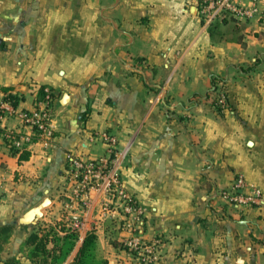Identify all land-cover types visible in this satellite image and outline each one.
<instances>
[{
	"label": "crops",
	"instance_id": "1",
	"mask_svg": "<svg viewBox=\"0 0 264 264\" xmlns=\"http://www.w3.org/2000/svg\"><path fill=\"white\" fill-rule=\"evenodd\" d=\"M200 1L0 0V98L22 97L0 117V224H14L6 247L38 223L77 219L80 240L95 230L98 258L139 264L106 238L112 220L91 226L102 194L90 207L73 196L69 157H104L148 209L151 264H264V0H233L258 11H223L209 25ZM45 89L53 135L15 149L3 134L31 133L21 113ZM219 90L228 106L217 109ZM238 174L262 192L260 205L222 196ZM33 207L36 222L20 224Z\"/></svg>",
	"mask_w": 264,
	"mask_h": 264
},
{
	"label": "built area",
	"instance_id": "2",
	"mask_svg": "<svg viewBox=\"0 0 264 264\" xmlns=\"http://www.w3.org/2000/svg\"><path fill=\"white\" fill-rule=\"evenodd\" d=\"M203 22L209 25L223 11H228L237 17H253L258 11L253 3L243 7L233 0H201L199 8ZM214 100L221 108L228 106L226 94L223 90L216 92ZM52 98L50 90H44L41 101L36 103L32 111L22 112L24 123L30 126L31 133L19 134L12 130L4 132V136L15 149H22L25 143H31L35 139L49 140L53 135L52 113L50 103ZM14 107L11 103L0 98V117L11 114ZM111 144L115 138L105 135ZM71 164L70 177L73 180V196L79 201L80 206L90 207L93 202L92 192L102 194L98 203V214L92 221L94 228L106 220H118L120 222V242L128 254L132 255L139 264H151L155 259L156 240L150 244L145 242L142 235V227L145 223L148 209L138 199L129 193L118 175L113 172L111 161L108 158L95 160H83L75 156L69 157ZM222 196L234 207H252L262 203V192L257 188L247 189L242 175L236 179L228 191H223ZM72 228L81 230L79 220L72 221Z\"/></svg>",
	"mask_w": 264,
	"mask_h": 264
},
{
	"label": "trees",
	"instance_id": "3",
	"mask_svg": "<svg viewBox=\"0 0 264 264\" xmlns=\"http://www.w3.org/2000/svg\"><path fill=\"white\" fill-rule=\"evenodd\" d=\"M211 22L210 24H212ZM7 92L8 87H3ZM44 95V91L41 90ZM51 98L54 97L50 91ZM16 107L22 97L11 92L2 97ZM213 104L220 109V105ZM21 158L27 157L23 151ZM109 228L120 231L118 220H112ZM14 230L13 223L0 224V254L10 241ZM97 234L95 230H89L83 237L73 258L68 261L69 255L74 251L78 233L75 229L67 227L64 221L42 222L36 224L26 235L22 248L23 257L19 254H8L2 260V264H108L107 259L98 258L95 253Z\"/></svg>",
	"mask_w": 264,
	"mask_h": 264
},
{
	"label": "rangeland",
	"instance_id": "4",
	"mask_svg": "<svg viewBox=\"0 0 264 264\" xmlns=\"http://www.w3.org/2000/svg\"><path fill=\"white\" fill-rule=\"evenodd\" d=\"M31 225V224H30ZM24 229H26V227H24ZM92 229V228H91ZM20 231V232H19ZM18 232H17V237H20V238H22V235H23V233H22V231H23V228H21L20 230H19ZM27 231V230H26ZM77 231V233H78V240H77V243H76V246H75V249L76 250H74L70 255H69V257H68V260H69V258L70 257H72V254L73 255H75L74 254V252L75 251H77V249H78V247L80 246V244H81V241L82 240H80V230H76ZM83 231V230H82ZM89 231V230H88ZM87 231V232H88ZM28 233H29V231H27ZM87 232H85V234L87 233ZM105 232V236H106V238L108 239V241L112 244V245H114V246H117V248H120V249H124V247L122 246V244H121V242H120V231H118V232H116V230H113V229H111V230H109V229H107V230H105L104 231ZM13 235V234H12ZM19 239V238H18ZM83 239V238H82ZM21 243V244H20ZM78 243H80L79 245H78ZM22 244H23V242H20V240H16L15 242H13L11 245H9V246H7V247H4V249H3V251L1 252V254H0V262L2 263V260L6 257V255H8V254H19L20 256H24L23 255V252L20 250L21 248H22ZM7 248V249H6ZM125 250V249H124ZM125 252H127L126 250H125ZM76 253V252H75ZM95 253H96V247H95ZM97 256V255H96Z\"/></svg>",
	"mask_w": 264,
	"mask_h": 264
},
{
	"label": "water",
	"instance_id": "5",
	"mask_svg": "<svg viewBox=\"0 0 264 264\" xmlns=\"http://www.w3.org/2000/svg\"><path fill=\"white\" fill-rule=\"evenodd\" d=\"M66 97V96H64ZM48 199V198H46ZM42 203V206H45V200ZM49 200V199H48ZM41 215L40 207H33L27 210L21 217L18 218V222L23 225H28L35 223L38 217Z\"/></svg>",
	"mask_w": 264,
	"mask_h": 264
}]
</instances>
